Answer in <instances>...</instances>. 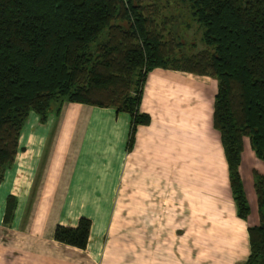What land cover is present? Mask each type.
Wrapping results in <instances>:
<instances>
[{
	"label": "trees",
	"instance_id": "obj_1",
	"mask_svg": "<svg viewBox=\"0 0 264 264\" xmlns=\"http://www.w3.org/2000/svg\"><path fill=\"white\" fill-rule=\"evenodd\" d=\"M185 1L205 47L176 57L181 38L160 15V0H0V182L29 113L44 121L51 112L58 116L64 102L130 114V151L137 126L150 122L140 111L146 77L155 67L171 68L217 80L213 126L237 216L246 219L243 137L264 162V0ZM254 189L259 221L247 228L243 264H264V173L254 172ZM14 207L8 196L5 225ZM90 226L85 217L74 227L57 224L53 239L85 249Z\"/></svg>",
	"mask_w": 264,
	"mask_h": 264
},
{
	"label": "crops",
	"instance_id": "obj_2",
	"mask_svg": "<svg viewBox=\"0 0 264 264\" xmlns=\"http://www.w3.org/2000/svg\"><path fill=\"white\" fill-rule=\"evenodd\" d=\"M216 92L217 80L209 75L152 69L140 103L150 122L137 126L130 151L131 116L126 112L64 102L58 116L49 113L41 121L31 111L20 131L14 161L0 182V228L33 242L31 250L37 255L44 245L53 247L58 256L67 258L53 260L59 264H119L121 259L112 261L106 253L107 233L116 196L123 197L130 185L138 202L159 204L154 213L160 218L171 212L175 218L190 217L195 204L203 206L196 208L201 219L217 218L226 211L223 206L229 208L230 237L222 244L217 264H243L250 252L247 228L259 221L254 172L264 173V162L249 138L243 137L239 174L249 214L242 219L232 198L220 134L213 126ZM8 196L14 198L15 207L5 225ZM80 217L91 221L85 249L53 239L57 224L74 227ZM35 235L44 238L30 239ZM7 258L4 253L3 263Z\"/></svg>",
	"mask_w": 264,
	"mask_h": 264
},
{
	"label": "rangeland",
	"instance_id": "obj_3",
	"mask_svg": "<svg viewBox=\"0 0 264 264\" xmlns=\"http://www.w3.org/2000/svg\"><path fill=\"white\" fill-rule=\"evenodd\" d=\"M160 5V15L171 19L175 34L181 38V47L174 56L189 55L205 47L201 40L203 28L193 19L187 1L160 0ZM126 189L129 192L123 194L124 199L117 194L113 207L107 233L109 259H121L123 264H130L132 260L137 264H217L222 260L220 252L230 237L227 233L231 222L227 214L229 208L223 206L226 211L215 213L217 218L201 219L197 218L201 213H196L200 212L196 208L201 204H195L190 217L175 218L171 212L165 219L154 213L155 208L159 210V204L149 205L147 200L138 202L136 190L130 185ZM17 237L0 228V264H59L53 260L67 259L45 245L37 255L36 250H31L33 242ZM40 238H44L43 235L30 237L32 240ZM4 253L9 260L3 263Z\"/></svg>",
	"mask_w": 264,
	"mask_h": 264
}]
</instances>
